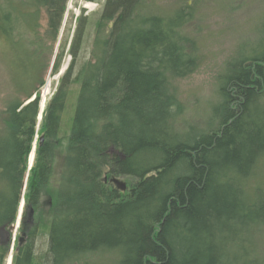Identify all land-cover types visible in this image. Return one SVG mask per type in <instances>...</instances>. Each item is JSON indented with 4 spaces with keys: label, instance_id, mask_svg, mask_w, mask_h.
I'll list each match as a JSON object with an SVG mask.
<instances>
[{
    "label": "trees",
    "instance_id": "16d2710c",
    "mask_svg": "<svg viewBox=\"0 0 264 264\" xmlns=\"http://www.w3.org/2000/svg\"><path fill=\"white\" fill-rule=\"evenodd\" d=\"M67 1L0 0L13 85L0 125V226L20 196L39 91L49 66L51 74L60 67L66 38L50 63ZM173 2L163 14L154 0H105L82 64L86 27L78 24L29 174V194L58 199L48 264H264L256 248L264 188L247 184L264 166V19L257 47L234 54L219 75L209 127L177 130L170 80L191 73L199 55L186 30L191 6ZM73 84L70 134L59 151ZM118 176L134 181L126 194L110 183Z\"/></svg>",
    "mask_w": 264,
    "mask_h": 264
},
{
    "label": "rangeland",
    "instance_id": "374dc122",
    "mask_svg": "<svg viewBox=\"0 0 264 264\" xmlns=\"http://www.w3.org/2000/svg\"><path fill=\"white\" fill-rule=\"evenodd\" d=\"M105 0H68L63 17L61 29L57 40L53 45L52 60L59 55L61 42L66 38L65 49L61 55L59 70L56 74H51V65L45 76V82L40 89L39 112L35 125V133L31 149L29 151L25 176L21 187L18 207H22V199L26 200L30 188V169L35 164L36 142L41 128L42 114L48 101L55 92L62 74L65 72L71 62L68 53L70 44L78 24H85V40L79 54L78 63L82 64L89 58L91 50V37L94 32L95 21L99 17ZM175 0H154L155 7L163 14H168L169 10L176 4ZM191 6L185 10L189 18L185 19L186 30L194 38L192 43L195 53L199 55L195 67L191 73L183 77L171 79V87L176 96L175 105L171 108L174 124L177 130H192L199 133L207 129L211 123V107L219 100L218 84L219 75L225 71L228 61L235 54L237 57L250 55L251 49L257 47L262 35L258 31L259 24L264 19V0H186ZM185 13V12H184ZM46 15L43 10L40 12L39 23L41 32L46 28ZM12 54L6 45L0 42V125L4 120L6 102L13 95V85L8 77L9 56ZM78 84L70 86L69 95L61 117L60 129L57 140L54 141L56 149L62 151L68 141L71 129V120L76 100V91ZM129 188L133 180L118 176ZM110 182V181H109ZM113 184L112 182H110ZM250 192L254 185H260L264 188V166L257 172L253 179L248 183ZM52 187H50L51 189ZM113 188V186H112ZM47 191V190H44ZM128 190L119 192L126 194ZM51 197L45 194L43 202ZM19 212H20V208ZM44 207V206H43ZM1 231V228H0ZM19 233L11 235V246L14 244ZM258 254L264 258V228H261L257 235ZM36 244L31 249L29 258L30 264H48L47 246H46V227L44 224L39 226L36 234ZM46 246V247H45ZM254 247V245H253ZM46 250V256H44Z\"/></svg>",
    "mask_w": 264,
    "mask_h": 264
},
{
    "label": "flooded vegetation",
    "instance_id": "af4514ba",
    "mask_svg": "<svg viewBox=\"0 0 264 264\" xmlns=\"http://www.w3.org/2000/svg\"><path fill=\"white\" fill-rule=\"evenodd\" d=\"M45 194L33 195L28 193L25 200L23 192L21 197L23 206L18 207V199L15 210L9 219L0 226V264H30L31 249L36 244V234H38L41 224L46 227V246L47 251H49V228L52 216L56 214L58 209V199L53 195L49 196L47 202H43ZM17 207L20 208V212ZM12 233L19 234L16 239L14 238L15 242L11 246ZM46 254V250H44V256Z\"/></svg>",
    "mask_w": 264,
    "mask_h": 264
},
{
    "label": "water",
    "instance_id": "95a60500",
    "mask_svg": "<svg viewBox=\"0 0 264 264\" xmlns=\"http://www.w3.org/2000/svg\"><path fill=\"white\" fill-rule=\"evenodd\" d=\"M42 139H43V137L41 136V137L39 138V142H41ZM111 182L114 183L115 186H116L117 188H119V189H121V190H123V191H125L126 188H127V185H126L125 182H124L123 180H121V179L112 178V179H111Z\"/></svg>",
    "mask_w": 264,
    "mask_h": 264
},
{
    "label": "bare ground",
    "instance_id": "6f19581e",
    "mask_svg": "<svg viewBox=\"0 0 264 264\" xmlns=\"http://www.w3.org/2000/svg\"><path fill=\"white\" fill-rule=\"evenodd\" d=\"M42 111H43V110H42ZM41 114H42V113H41ZM40 117H41V115H40ZM40 117L37 118V120L40 119ZM116 179H117V178H116ZM113 184H114V183H113ZM114 185H115V184H114ZM115 187H116V186H115ZM116 188H117V187H116ZM117 189H119V188H117ZM119 190H121V189H119ZM122 191H123V190H122Z\"/></svg>",
    "mask_w": 264,
    "mask_h": 264
}]
</instances>
